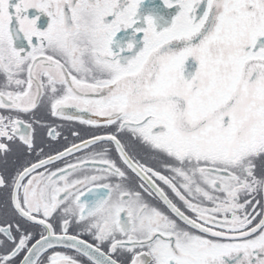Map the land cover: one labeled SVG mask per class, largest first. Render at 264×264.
I'll return each mask as SVG.
<instances>
[{
  "label": "snow or ice",
  "instance_id": "obj_1",
  "mask_svg": "<svg viewBox=\"0 0 264 264\" xmlns=\"http://www.w3.org/2000/svg\"><path fill=\"white\" fill-rule=\"evenodd\" d=\"M0 264H264V0H0Z\"/></svg>",
  "mask_w": 264,
  "mask_h": 264
},
{
  "label": "flooded vegetation",
  "instance_id": "obj_2",
  "mask_svg": "<svg viewBox=\"0 0 264 264\" xmlns=\"http://www.w3.org/2000/svg\"><path fill=\"white\" fill-rule=\"evenodd\" d=\"M146 2V6L151 9L152 6H161L162 5V0H145ZM159 12L161 15H166V16H171V15H174L175 14V9L173 10H166L162 7L159 8ZM32 14H35V10H32ZM47 25V18L45 17H42V24L41 26L42 27H46ZM119 39V37L117 38ZM16 163V157L13 156L9 159V163H8V166L9 168H11L13 165H15Z\"/></svg>",
  "mask_w": 264,
  "mask_h": 264
}]
</instances>
